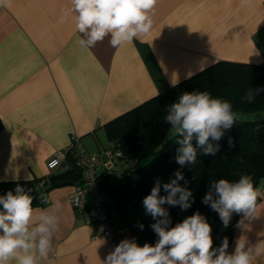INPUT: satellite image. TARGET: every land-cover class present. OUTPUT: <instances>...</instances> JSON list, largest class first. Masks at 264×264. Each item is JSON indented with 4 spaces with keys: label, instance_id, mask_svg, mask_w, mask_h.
Returning a JSON list of instances; mask_svg holds the SVG:
<instances>
[{
    "label": "crops",
    "instance_id": "1",
    "mask_svg": "<svg viewBox=\"0 0 264 264\" xmlns=\"http://www.w3.org/2000/svg\"><path fill=\"white\" fill-rule=\"evenodd\" d=\"M70 7V0H11L0 7V184L63 172H48L46 163L67 151L72 138L86 153L114 148L105 124L217 62L264 66V0H158L150 34L119 48L107 37L81 46ZM113 169L100 168L98 179L122 180L119 174L110 178ZM73 186L43 194L63 207L41 264H102L113 250L105 239H92L94 228L76 218ZM257 204V219L235 223L229 252L241 235L253 244L264 241V198ZM110 205L125 230L120 242L145 244L136 226L148 216L143 204ZM48 207L41 202L33 208ZM254 264H264V256Z\"/></svg>",
    "mask_w": 264,
    "mask_h": 264
},
{
    "label": "clouds",
    "instance_id": "2",
    "mask_svg": "<svg viewBox=\"0 0 264 264\" xmlns=\"http://www.w3.org/2000/svg\"><path fill=\"white\" fill-rule=\"evenodd\" d=\"M158 0H70L78 43L94 47L109 38L113 48L141 40L153 29ZM11 0H0V7H10ZM64 17H61L63 21ZM175 84V83H173ZM264 87L250 89L243 99L253 103ZM158 94V93H157ZM170 126L168 136L175 138L176 163L182 167L196 162L198 155H213L220 150L219 141L234 125L238 116L229 101L213 98L210 93L185 91L170 104L163 117ZM229 145L232 140L229 138ZM170 182L156 180L150 194L143 199L146 214L155 223L150 227L158 237L155 244L139 245L135 238L122 240L110 251L102 264H254L264 256V241L253 244L241 235L231 252L224 237L219 247H213L212 227L199 211L170 227L168 206L187 210L194 202L192 192L181 186L185 180L181 171ZM188 182L185 180V184ZM163 188L166 195H161ZM19 184L0 195V264H41L52 249V238L59 225V200L42 197L48 208H33V197ZM258 198H264V183L256 187L252 177L242 175L237 181L219 179L210 184L202 203L218 213L224 227L233 214L245 221L257 219ZM74 203L79 204L75 198ZM143 225L140 228L143 229Z\"/></svg>",
    "mask_w": 264,
    "mask_h": 264
},
{
    "label": "trees",
    "instance_id": "3",
    "mask_svg": "<svg viewBox=\"0 0 264 264\" xmlns=\"http://www.w3.org/2000/svg\"><path fill=\"white\" fill-rule=\"evenodd\" d=\"M261 87H264V66L217 62L105 124L103 128L106 139L115 145L113 150L121 154L118 161L125 166L120 171L122 180L115 182L98 179L100 190L106 197L108 210L112 211L110 202L116 209L128 205L133 200L143 204L144 197L150 194L157 179L162 184L170 182V179L174 178V172L179 170L188 182L185 184V180H181L179 183L192 192L194 202L187 210H181L179 206L165 205L171 218L170 227L199 211L212 227L213 247H219L224 237L228 238L230 245L235 223L241 217L233 214L228 227H224L218 213L203 204L202 199L209 191L210 184L222 178L235 182L242 175H249L256 187H259L260 181L264 179V92H261L253 103L243 99L250 89ZM185 91H206L213 98L227 100L231 103L233 112L237 115L252 116L253 122L236 120L235 125L227 130L218 142L220 150L215 156L198 155L194 164L181 168L175 160L178 145L175 138L168 137L170 126L163 117L168 106ZM229 138L232 140L231 146ZM65 156L63 172L28 183H2L0 195L6 194L19 184L30 190L29 194L33 197L32 206L35 207L41 204L43 194L53 187L79 184L80 171L75 168L71 150H68ZM160 194L166 195L163 188ZM153 223L155 221L148 215L136 225L143 241L149 244H155L158 239L150 227ZM141 224L143 229L140 228Z\"/></svg>",
    "mask_w": 264,
    "mask_h": 264
},
{
    "label": "built area",
    "instance_id": "4",
    "mask_svg": "<svg viewBox=\"0 0 264 264\" xmlns=\"http://www.w3.org/2000/svg\"><path fill=\"white\" fill-rule=\"evenodd\" d=\"M68 150H71L75 168L80 171V182L73 186L70 196L75 216L94 228L92 239L103 238L114 249L125 235V230L117 223L114 213L107 208L106 197L99 187L98 171L100 168L112 169L121 154L113 149L86 153L77 137L71 139ZM67 151L54 153L46 163V170L50 173L64 170ZM87 195L91 197V207L86 205ZM75 198L79 199V204L74 203Z\"/></svg>",
    "mask_w": 264,
    "mask_h": 264
},
{
    "label": "rangeland",
    "instance_id": "5",
    "mask_svg": "<svg viewBox=\"0 0 264 264\" xmlns=\"http://www.w3.org/2000/svg\"><path fill=\"white\" fill-rule=\"evenodd\" d=\"M169 137V136H168ZM107 147V149H113L112 148V146H106ZM119 163V162H118ZM118 163H116V164H118ZM116 167V168H115ZM118 174L120 175V170H119V168L115 165L114 166V169L111 171V172H109V175H110V178L112 179V178H116V176H118Z\"/></svg>",
    "mask_w": 264,
    "mask_h": 264
},
{
    "label": "water",
    "instance_id": "6",
    "mask_svg": "<svg viewBox=\"0 0 264 264\" xmlns=\"http://www.w3.org/2000/svg\"><path fill=\"white\" fill-rule=\"evenodd\" d=\"M238 116V119L237 121L238 122H244V123H252V116H246V115H237Z\"/></svg>",
    "mask_w": 264,
    "mask_h": 264
}]
</instances>
